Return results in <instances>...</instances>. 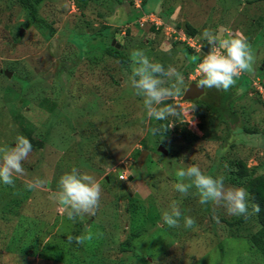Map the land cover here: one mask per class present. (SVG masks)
Segmentation results:
<instances>
[{
  "label": "rangeland",
  "instance_id": "374dc122",
  "mask_svg": "<svg viewBox=\"0 0 264 264\" xmlns=\"http://www.w3.org/2000/svg\"><path fill=\"white\" fill-rule=\"evenodd\" d=\"M147 7L144 13L143 0H0V146L14 147L18 135L42 144L14 185L0 181V264H264L257 215H228L223 206L200 204L194 187L186 196L173 187L176 171L190 165L245 189L237 162L264 175V143L251 142L264 137V0H150ZM206 29L221 38L244 35L255 54L254 70L230 89L236 126L220 122L207 99H184L200 79ZM114 40L125 62L107 52ZM136 49L183 74L180 95L168 103L185 114L147 117L129 80ZM161 125L168 127L163 136L154 135ZM143 150L149 154L138 167ZM72 167L103 189L96 214L75 221L56 200ZM36 178L45 186L28 190L25 181ZM172 200L182 212L175 228L162 220ZM251 203L249 195L250 211ZM184 217L195 219L193 228ZM77 232L92 239L73 247L67 236Z\"/></svg>",
  "mask_w": 264,
  "mask_h": 264
},
{
  "label": "clouds",
  "instance_id": "9594fccd",
  "mask_svg": "<svg viewBox=\"0 0 264 264\" xmlns=\"http://www.w3.org/2000/svg\"><path fill=\"white\" fill-rule=\"evenodd\" d=\"M154 7L156 11L160 10L159 4ZM203 37L207 45H210V51L207 53L203 49L202 53H205V57L198 64L200 79L197 86L199 88L228 91L236 86L239 76L254 70L255 54L244 35L238 33L231 38H221L206 29ZM130 59L132 61L129 77L131 87L137 96L143 97L147 117L164 121L169 117L179 118L185 114L186 110L181 109L178 103H168L180 95L184 84L183 74L176 68L166 69L163 64L153 62L141 49L131 51ZM240 91L241 89H237L238 93ZM186 122L194 123L192 118ZM167 128L161 125L153 128L152 132L154 135L159 133L162 137ZM251 142L256 145L262 144L264 137L256 136ZM32 147L31 141L24 135L16 137L14 147L0 146V181L6 185H14V176L25 174L23 162L28 159ZM175 175L177 182L173 185L174 189L186 196L194 187L199 196V203L202 205L211 202L215 206H223L228 215L242 216L245 219L260 212V206L255 203H251L250 211L248 191L242 186H226L224 176L213 177L205 174L198 165L180 168ZM45 184L46 181L40 178L25 181V186L30 191L42 189ZM58 187L56 200L65 208L68 219L75 221L77 217L82 218L85 214L93 216L96 214L103 189L93 175L72 167L70 172L60 177ZM181 216L178 201L172 200L168 210L163 211L162 220L169 228H175L180 226ZM213 219L219 222V217L215 215V208ZM195 223L194 218L184 217L185 228H193ZM91 239V233L67 237L69 244L75 241L78 245H83L86 240Z\"/></svg>",
  "mask_w": 264,
  "mask_h": 264
},
{
  "label": "trees",
  "instance_id": "16d2710c",
  "mask_svg": "<svg viewBox=\"0 0 264 264\" xmlns=\"http://www.w3.org/2000/svg\"><path fill=\"white\" fill-rule=\"evenodd\" d=\"M150 0H143V9L144 13L145 12H150L149 8L147 7L149 5ZM186 31L190 36H196L197 35V30L193 28L190 24H187ZM96 35H100L99 33L92 35L90 38L92 40L96 37ZM87 42L90 43L88 40ZM193 49V48H191ZM107 52L115 57L123 60L124 62L127 60L121 50L117 48L116 46H110L107 49ZM205 57V54L200 57V61ZM262 85L264 86V81H262ZM208 92V91H207ZM206 94V93H205ZM204 94V95H205ZM203 99H207L205 102L207 103L208 109L212 112L215 113L217 116V119L222 122V123H227L232 127V124H237V118H238V113L232 108L231 106V101L233 99V92L232 90L228 91H223V90H217L214 88L213 91H210L203 96ZM199 101V100H195ZM250 133V131H248ZM192 136V135H191ZM29 140L32 143V149L36 148L41 144L38 141H35L33 138H29ZM139 167V166H138ZM236 167L238 168L237 170V176L239 178H247V184H246V189L252 199V201L255 204H258L260 206V212L257 214L258 220L261 223V225L264 226V175H255L254 174V169L249 168L247 163L242 161V162H237ZM80 232H77L73 237L79 236ZM68 237V236H67ZM73 247L80 248L81 245H78L73 241L72 243ZM123 246L126 248L128 245L123 244ZM87 264H90V261H87Z\"/></svg>",
  "mask_w": 264,
  "mask_h": 264
},
{
  "label": "water",
  "instance_id": "95a60500",
  "mask_svg": "<svg viewBox=\"0 0 264 264\" xmlns=\"http://www.w3.org/2000/svg\"><path fill=\"white\" fill-rule=\"evenodd\" d=\"M186 23L184 24V27H186ZM113 45L116 46L117 48L120 47V44H116V41L114 40ZM204 50L208 53L210 51V45H206ZM10 76V74H9ZM206 93V89L199 88L197 86L196 82H192L189 87L186 89L185 94H184V99L185 100H196L201 98L204 94ZM159 150L162 152H165L166 150L164 149L163 146L159 147ZM149 154V151L143 150L141 155L138 158L137 165L140 167L144 164L147 155ZM125 167V165H123Z\"/></svg>",
  "mask_w": 264,
  "mask_h": 264
},
{
  "label": "built area",
  "instance_id": "2783aa9c",
  "mask_svg": "<svg viewBox=\"0 0 264 264\" xmlns=\"http://www.w3.org/2000/svg\"><path fill=\"white\" fill-rule=\"evenodd\" d=\"M151 16H152V17H151ZM147 17H148V18H153V15H152V14H149ZM151 20L153 21L154 18L151 19ZM153 22H154V21H153ZM155 23L158 25L157 22H155ZM186 40H187V38H186ZM191 41H192V40H189V39H188V43L190 44V46H191V47H196V44L191 43ZM195 75H196V76L199 75V74H198V67L195 68ZM196 76H194V74L192 73V74L190 75V78H191V79H196ZM260 91H261L262 94H264V87H263V86H260ZM123 177H126V176L124 175Z\"/></svg>",
  "mask_w": 264,
  "mask_h": 264
},
{
  "label": "flooded vegetation",
  "instance_id": "af4514ba",
  "mask_svg": "<svg viewBox=\"0 0 264 264\" xmlns=\"http://www.w3.org/2000/svg\"><path fill=\"white\" fill-rule=\"evenodd\" d=\"M195 82L197 83L198 80H195ZM188 87H189V86H188ZM188 87H187V88H188ZM187 88H186V89H187ZM185 91H186V90H185ZM207 91H208V89H206V92H207ZM184 94H185V93H184ZM203 96H204V95H203ZM203 96H202L201 98H199V99H196V100H201V99L203 98ZM194 101H195V100H194ZM140 153H141V152H140Z\"/></svg>",
  "mask_w": 264,
  "mask_h": 264
}]
</instances>
